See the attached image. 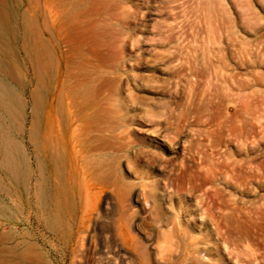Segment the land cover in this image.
<instances>
[{
    "label": "rangeland",
    "instance_id": "obj_1",
    "mask_svg": "<svg viewBox=\"0 0 264 264\" xmlns=\"http://www.w3.org/2000/svg\"><path fill=\"white\" fill-rule=\"evenodd\" d=\"M48 78L108 81L49 216L30 130ZM0 80V264H264V0H0Z\"/></svg>",
    "mask_w": 264,
    "mask_h": 264
},
{
    "label": "bare ground",
    "instance_id": "obj_2",
    "mask_svg": "<svg viewBox=\"0 0 264 264\" xmlns=\"http://www.w3.org/2000/svg\"><path fill=\"white\" fill-rule=\"evenodd\" d=\"M97 82H99V80L96 81V79L95 80L92 79V80L71 81V80H66V79H61V78H58V79L48 78L45 82V89H44L45 91L43 95L44 108L42 109L44 110V112L42 113L43 115L42 118L44 119L43 121L45 122V124L42 125V127H40L39 119L37 118L39 117L38 116L39 113H37V115H35V112L32 114L33 120L30 124V130H31L32 141H36L34 144L35 146L34 151H35V154L41 153L43 155V158L45 160V166H46L45 170L42 171L41 162L35 155V159H36L35 165H37L39 169V175L38 174L37 175H38V179L40 180V186H41L40 194L37 197L47 205L48 216L51 215V213L53 212H58L60 214L59 206L62 205L64 201L70 200L72 193L74 192V190H72L73 189L72 184H71L72 187L68 185L69 181L72 182V180L69 179L71 176L69 175L70 177H67L69 180L67 182L65 181L66 180L65 175H68L66 174V171L71 170L69 167L68 168L67 166L65 167L66 165L65 160L68 159V158L67 159L65 158L66 156H69L67 155L69 154L68 150L72 152L71 148L75 149L78 143L82 140L83 136L81 132H84V131H81L82 122L88 118V115H90L88 114V111L78 110L79 106L82 107L83 104H85L83 102V99H85L86 96H92V99H90L89 101L90 103L89 104L87 103L88 105L85 104L86 106L85 105L84 106L89 107V105L91 104L92 106L91 108H93L92 110H95V109H96L95 111L98 110L97 108L99 107L100 105L99 103L101 101V99L100 100L99 98L97 99V95L100 92L99 91L100 86L101 85L105 86L108 81L104 80V82L100 81L101 83H97ZM85 94H88V95L84 97ZM12 96H13L12 91L9 89V87L4 82L0 80V104L4 107H9L10 99L12 98ZM34 96L35 95H33L32 101H35L33 100L35 99ZM62 98H64L65 104L63 108H60L62 105L61 104ZM86 99H89V97ZM34 107H35V104H34ZM60 109L62 110V112H60L61 111ZM92 110L91 112L89 111L91 113L89 118H91L92 114H94L92 118L96 117L97 114H99L98 111L97 113H95V111H92ZM84 111L85 113L87 112L86 114L88 115L79 113V112L84 113ZM101 115L103 114L100 113L98 116L100 117ZM67 118L70 121L68 122L69 124L67 123L69 125L68 127L65 125ZM105 119L106 118H104V120ZM105 126H103L102 129ZM107 126L109 127V124H107ZM107 126L103 129L104 131L105 129L106 130L108 129ZM102 138L103 136L100 137V139ZM39 139H41L42 141L41 146L36 145ZM0 142L3 143L4 145H7V139L1 133H0ZM67 144H68L67 147H69L70 145L71 148L69 149L67 148L68 152L65 154V151H66L65 145ZM95 147H97V144ZM95 147H93V149ZM99 147H102V146L99 145ZM99 147H97V149H99ZM74 149L73 151H75ZM77 149L78 148L76 147V150ZM79 158L81 157L79 156ZM21 175L22 177H24V170L22 171ZM132 200L134 202H138V197L137 196H135L134 198L132 197ZM52 202H56V205L54 209L52 208L51 210ZM130 208L131 207H127L124 205H121L118 207L117 225L114 226L115 228L113 229L114 232L110 233V237L117 244V248L124 250L126 253H131L130 249L127 246L129 245L130 239L131 240L134 239L133 237L131 238L130 236L131 234L126 235V231H125V228L129 230V228H131L133 224L132 217L134 215V211L131 210ZM4 214H6L5 209H0V215H4ZM256 249H257L256 247L251 248L250 249L251 254L257 255L256 254L257 251L255 252ZM163 259L164 261H170L171 254L166 255V257H163ZM136 264H143V263L140 261V259H136Z\"/></svg>",
    "mask_w": 264,
    "mask_h": 264
}]
</instances>
